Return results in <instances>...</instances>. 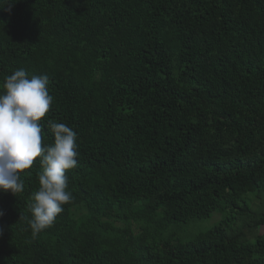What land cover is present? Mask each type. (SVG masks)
Here are the masks:
<instances>
[{
    "label": "trees",
    "instance_id": "1",
    "mask_svg": "<svg viewBox=\"0 0 264 264\" xmlns=\"http://www.w3.org/2000/svg\"><path fill=\"white\" fill-rule=\"evenodd\" d=\"M18 69L79 155L35 237L39 158L0 191V264H264V0H0V91Z\"/></svg>",
    "mask_w": 264,
    "mask_h": 264
},
{
    "label": "clouds",
    "instance_id": "2",
    "mask_svg": "<svg viewBox=\"0 0 264 264\" xmlns=\"http://www.w3.org/2000/svg\"><path fill=\"white\" fill-rule=\"evenodd\" d=\"M49 78L33 75L24 69L5 77L0 91V191L16 195L24 190L21 174L30 176L39 158L42 171L39 188L32 193L29 225L35 237L52 226L64 205L72 200L66 172L77 166L79 152L76 132L65 123H50L54 141L43 143L44 125L53 97ZM4 215L0 210V217ZM3 229L0 228V234Z\"/></svg>",
    "mask_w": 264,
    "mask_h": 264
},
{
    "label": "rangeland",
    "instance_id": "3",
    "mask_svg": "<svg viewBox=\"0 0 264 264\" xmlns=\"http://www.w3.org/2000/svg\"><path fill=\"white\" fill-rule=\"evenodd\" d=\"M260 204L261 200L254 198L253 208L259 210L260 207L258 206H260ZM219 217V214L214 213L210 218L199 221L197 224L190 223L189 225L185 226L184 229L186 230V232H188V234H195L200 231H204L213 226L218 221ZM263 232L264 227L261 228V233Z\"/></svg>",
    "mask_w": 264,
    "mask_h": 264
}]
</instances>
